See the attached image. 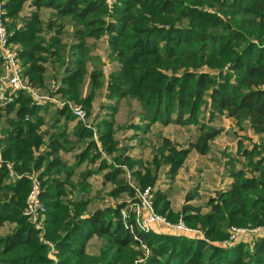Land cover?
Here are the masks:
<instances>
[{
  "label": "trees",
  "instance_id": "obj_1",
  "mask_svg": "<svg viewBox=\"0 0 264 264\" xmlns=\"http://www.w3.org/2000/svg\"><path fill=\"white\" fill-rule=\"evenodd\" d=\"M26 3L34 11L17 27L14 21ZM41 9L54 12L46 24L40 20ZM4 10L5 18L11 20L7 24L9 41L21 45L23 72L35 87L43 88L44 65L50 58L60 65L68 60L71 68L59 81L57 93L78 101L88 77V92L82 100L87 112L96 92L106 84L107 97L137 101L142 109L139 115L148 122L145 128L156 123L198 125L200 134L186 149L176 150L163 139L149 166L133 172L140 188L155 186L162 164L169 167L173 179L192 150L207 155L210 141L219 132L200 122L201 108L226 114L239 130L247 124L254 135L264 138V0H114L111 4L107 0H4ZM65 25L71 27L76 41L66 53L61 40ZM88 39H106L109 60L118 66L107 77L99 69L100 59L89 55ZM29 104V98L18 93L0 110V121H7L0 128V226L14 225L9 234L0 237V264H264V238L251 248L245 242L226 248L210 244L227 240L231 227L264 225V157L255 160L257 147L242 151L250 175L243 170L232 172L228 188L206 203L208 213L188 204L182 207L185 224L199 227L203 239L148 233L138 229L134 220H122L124 205L83 215L89 200L77 195L87 190L86 180L94 173L80 174L79 190L70 179L76 166L100 158L98 153L90 156L95 143L90 141L76 157V164L68 167L58 157L61 134L47 135L46 146L40 148L45 145L41 112L48 107ZM57 110L56 116L68 112L65 119L70 120L67 109ZM109 110L110 116L97 124L99 141L106 155L117 156L110 164L101 160L97 172L109 170L104 180L114 186L111 196L133 197L118 166L132 170L140 162L125 157L126 149L118 148L111 119L116 108ZM76 133L79 139L92 135L80 124ZM8 162L22 175L41 170L43 239L53 247L56 263L48 259L49 247L23 214L29 182L23 177L8 183ZM74 190L79 194L72 196ZM167 202L164 192H154L155 211L176 221L178 216H172ZM91 238L101 240L96 255L86 249Z\"/></svg>",
  "mask_w": 264,
  "mask_h": 264
},
{
  "label": "rangeland",
  "instance_id": "obj_2",
  "mask_svg": "<svg viewBox=\"0 0 264 264\" xmlns=\"http://www.w3.org/2000/svg\"><path fill=\"white\" fill-rule=\"evenodd\" d=\"M2 1L4 5V0ZM108 1H111L109 3L111 4L114 0H108ZM33 11L34 9L30 8L28 6V3H26L23 7V10L19 12L16 20L14 21L16 22L17 27L21 26L24 20L29 19ZM52 15H53L52 11L51 12L44 11L39 16H41L40 20L42 21V23L46 24L45 22L48 21V19H50ZM10 22L11 20L6 18V27L8 26L7 24H9ZM61 40H62V44L66 46V49H64L65 53L68 52L67 50L71 45L76 43L75 39L72 38V30L70 26L67 25L64 26L61 35ZM105 40L101 39L95 41L92 39L90 40L88 39L86 42L88 48L91 50L89 55L94 59H100V62L102 64H99V69H101L104 75L107 77L108 74L113 70H116L118 66L116 62H112L109 60V50ZM13 46L17 52L20 53L22 51L21 45L13 44ZM20 62L22 66L21 58H20ZM70 64L71 63H69L68 60H65V64L60 65L59 60H56L55 58L54 59L50 58L49 61L44 65L46 73L43 75L45 81L43 84L42 91L52 95V93L50 92V85L52 80L56 82L61 81L65 71L71 68ZM91 69H92V65L88 63L87 71H90ZM226 70H227V66H225L224 68V71ZM202 71L213 73V71H210L206 68H203ZM87 78L88 77L85 76V82L83 84L81 96L80 99H78V101H74L70 99L68 95H64L63 93H57L59 99L58 101L60 102L69 101L73 108H80L85 113V118L83 120H80L75 118L72 114H70L71 112L67 108H63V109H67L70 112L69 113L70 120L67 121L76 120L75 123L83 125L84 128L92 132L91 138L79 139L78 133H76L77 127H74L75 128L74 137L77 138L78 140L77 142L78 144L76 146L78 148L76 147L72 148L73 150L72 152L78 153L76 154L78 156L81 152L84 151L85 149L84 147L86 145L85 143L88 144L90 141H93L95 143L96 150L92 152L90 156L91 155L93 156L95 153H98L100 155L99 158L100 161L101 160L106 161L107 164L112 163L115 154L109 156L106 155L105 152H103L99 141V133L101 132L98 129L99 127L97 124L103 121L106 115L110 116L111 114L109 110L110 107H115L116 112L113 115L114 118L112 117L111 119L113 120L114 123L113 124V130L115 131L114 139L118 142V148L126 149V151L124 152L125 157L130 158L132 161L140 162V164L136 163L132 170L125 165L118 166L121 169H123L122 179L124 180V183L127 185L128 183L126 179H124V175L125 174L127 175L128 172L131 179L133 180L132 182L137 185L136 183L137 181L134 177L133 172L136 171L143 172L145 167L147 165L149 166L153 156L157 154V152L161 149L163 139L169 140L171 144L176 148V150H182L188 148L190 143L195 142L196 138L200 134L198 129L199 127H197L198 125L182 127L173 124L164 126L159 123H156V124H151L147 128H145V125H147L148 122L143 121L142 117L139 115L142 112V109L140 108L137 101L131 99L117 100L115 98L107 97L106 84L101 90L96 92L94 100L90 105L91 109L87 112L86 111L87 108H85L82 103V100H84L88 92ZM204 99L208 100L207 97H205ZM29 105L31 106V101ZM46 107L54 108L57 110V108L53 107V105H48V106L46 105ZM1 109L2 106H0V110ZM201 110L202 113L199 117L200 122L203 123L208 128L217 130L219 134L214 138V140L210 141L209 143L210 151L207 153V155L201 156L194 150H192L188 154L182 167L178 170V173L175 176V184L173 186L174 188L172 189L161 188L163 190L162 192H164L167 195V201H168L167 203H168L169 211L170 213H172L173 217L178 216L177 220L173 222L169 221L165 215H161L155 211L158 215L164 217L166 221L171 225L182 224L186 229L196 230L199 232H201L199 227H190L185 224L180 214L182 207L188 204V205H194L198 207L200 210L202 209V207L205 208L206 203L210 198L217 199L218 194L224 191L229 186L227 182V177L230 176L232 172L243 170L249 173V169L247 168V159L243 157L242 151L244 150L250 151L255 147H257V151L259 152V155L258 157H256L255 160L264 157V138H262L261 136L254 135L251 132V130H249L247 124H243L242 130H239L235 122L232 119H229L226 116V114H222V115L217 113L212 114V111H210L209 108L206 109L201 108ZM66 113L63 116H66L67 115ZM72 116L74 117V119L72 118ZM51 117L52 115H50V118ZM56 117L57 116L54 115L52 118L55 119ZM3 126L5 127L7 126V121H5V119H2L0 121V128H2ZM74 128L72 129L74 130ZM140 128L142 130H140ZM73 130H70L72 131L71 133L69 131L70 135H72V133L74 132ZM44 131H45V138H44L45 145H42V147H40L41 149H44L43 147L46 146L47 144V138H48L47 135L49 134L53 135V133L50 132L49 128ZM84 136H86V134ZM68 144L69 141L67 145ZM62 154L63 152H61V155ZM58 157L60 158L59 152H58ZM2 163L3 162L0 155V167ZM86 163L88 165L93 164L88 160L86 161ZM8 167L10 169H8ZM168 168L169 167L165 164H162L160 166L157 177L158 183L156 182L158 186L155 184L156 186L150 187L152 188V204H153L154 192L158 190L159 187H165L168 184L170 185L169 182L172 179L168 175ZM6 170L8 172V178H7L8 183H14L23 177H25L29 182V190L25 198V206L23 211L24 214L25 211L28 209V196L31 186L28 176H31L33 174L38 175L41 184L40 185V196H41L42 182L44 181L43 178L42 179L40 178L41 170L33 171L22 175L15 172L13 168V164L9 162L6 164ZM80 170L81 169H79L78 171ZM94 179L96 180L95 182L92 180H89V182L92 183V185H95V187H98L99 182L101 181L100 176ZM73 181H74L73 183L75 184L78 180L76 179V177H74ZM113 188H114L113 184L109 183L108 187L106 188L104 187V189L100 191H95V189H93V191L87 189L85 192H80L79 194V193H74L75 192L74 190L71 191V195L75 196L79 194L77 195V197H79L81 194L89 193V198H90L89 200L90 202L88 204L89 206L87 205L83 215H86L87 213L91 212L92 210L94 211L95 209H105V208L115 209L119 205H124L123 209L120 212L122 220L125 222H128L129 219L135 221L134 214L128 216V214L126 213L127 205L129 202L134 200V196L130 197V195L127 194H120L116 197L111 196V191L113 190ZM146 188L147 187L141 189L143 190ZM67 190H70V187H67ZM96 193L99 194L94 196ZM71 195H69L68 199L70 198ZM40 196H39V201L44 206ZM188 196H192L193 199L187 201L186 198ZM71 200L75 201L76 199H71ZM201 213L202 214L208 213V209L205 212L201 210ZM27 222L31 226H33L37 231H39V236L41 238V241L47 242L46 240L43 239L45 234V213L43 214V216L40 217L38 224L39 229H37L36 225L32 223L29 219H27ZM13 228H14L13 224L4 223L2 226H0V237H4L7 234H9L13 230ZM239 228H245V227H239ZM148 233L166 234L171 236H180L184 238L194 239V237H192L191 235L192 233L189 234V232H180V233L173 232L171 229H166L163 226H154L150 231H148ZM257 239H260V237H253V238L247 237L244 240V242L247 243L248 245L251 244V246H249V248H251ZM249 240L250 242H247ZM89 241L87 242L88 243L87 252L96 255L100 248L101 240L97 238H91ZM244 242H240V243L243 244ZM48 244L47 246L50 249V252H48L47 255L48 259L52 263H56L57 259L52 254L53 247ZM210 244L221 246L222 242H210Z\"/></svg>",
  "mask_w": 264,
  "mask_h": 264
},
{
  "label": "built area",
  "instance_id": "obj_3",
  "mask_svg": "<svg viewBox=\"0 0 264 264\" xmlns=\"http://www.w3.org/2000/svg\"><path fill=\"white\" fill-rule=\"evenodd\" d=\"M110 3L111 1H108ZM10 34L6 27V18L3 1L0 0V106L13 101L18 93L26 95L30 101L31 106L42 107L46 105H53L57 109L67 108L71 114L80 120L85 118V113L80 108H73L70 102L58 101V90L60 82L52 80L50 85V92L48 94L42 91V88L32 85L28 78L24 75L23 68L20 62L19 52L9 41ZM8 169H10L8 167ZM129 187L134 192V200L129 202L126 208L128 216H135L136 226L143 232L150 231L154 226H163L166 229H171L173 232H189L194 239H203V234L196 230L186 229L182 224L171 225L166 219L158 215L152 204V188L147 187L141 189L133 183L130 175H124ZM30 181V192L28 196V209L24 215L38 228L40 217L45 213L44 206L39 201L40 196V180L37 174L28 176ZM127 216V217H128ZM126 217V215H125ZM228 238L222 242V247H232L240 242H244L247 237L264 238V225L252 228L231 227L228 232ZM247 242H250L247 241ZM45 244H48L45 242ZM50 245V244H48ZM51 246V245H50Z\"/></svg>",
  "mask_w": 264,
  "mask_h": 264
},
{
  "label": "crops",
  "instance_id": "obj_4",
  "mask_svg": "<svg viewBox=\"0 0 264 264\" xmlns=\"http://www.w3.org/2000/svg\"><path fill=\"white\" fill-rule=\"evenodd\" d=\"M44 11L45 12L46 11H50L51 12L52 10L51 9H41L39 11V15H41L42 12H44ZM53 14H54V12H53ZM52 16H51V18H52ZM42 114H43V119H44V125L42 126L41 129L44 131V130H47L49 128L50 132H52L54 136H56L58 134L62 135L61 138H60V142L62 144V148H61V150H59L60 158H61L62 162H64L68 167L74 166L76 164V156H77L76 154H78V153H73L72 152L73 151L72 148L76 147L77 144H78L77 143L78 142L77 138L74 137V134H75V128L74 127H77L78 123H75L76 120L75 121H67L65 119V116H61V115H58L55 119L52 118L54 115H56V109H54V108H49L48 107V108H46V110H44V113L41 112V115ZM50 115H52L51 118H50ZM72 128H74V130ZM70 130L74 131L72 133V135H70V133L72 132ZM140 130H142V129L140 128ZM69 131H70V133H69ZM68 141H69V144L67 145ZM85 144L87 145V143H85ZM86 145H85V147H86ZM76 148H78V147H76ZM61 152H63L62 155H61ZM100 162H101L100 159H98L93 164H89L88 165L86 162H83L80 166H78V167L76 166L75 167L74 172H73V176L70 179V181L72 183L74 182L73 181L74 177H76V179L78 180L75 184L73 183L74 187H75L74 189H80V188L76 187V185H77L78 182H80V179H79L80 174L82 172L86 171V170L94 173L90 178H88L86 180V184L85 185H87V189H90L92 191H93V189H95V191H100V190L104 189V187L105 188L108 187L109 183L105 182L104 175L107 174L109 170L105 169V170H101L100 172H97L98 169H99V166H100ZM79 169H81V170L78 171ZM98 176H100L101 181L99 182V186L95 187V185H92V183H90L89 180H92V181L95 182L96 180L94 178H97ZM227 182H228V185H230L231 182H232V179L229 176L227 177ZM157 183H158V180H157ZM157 183H156V185H157ZM169 183H170V185L168 184L165 187H159L158 190L163 191L162 189H172V188H174L173 186L175 184V178H173ZM198 191H200V190H198ZM97 194H99V193H96L94 196H96ZM83 198L90 200L89 193L88 194H83ZM191 206L196 207L194 205H191ZM95 210H97V209H95ZM201 210L205 212V211H207V208L206 207L205 208L202 207ZM94 211L92 210L91 212L87 213L85 216H87L88 214L93 213ZM86 249L88 251V246H86ZM90 255H93V254H90Z\"/></svg>",
  "mask_w": 264,
  "mask_h": 264
}]
</instances>
